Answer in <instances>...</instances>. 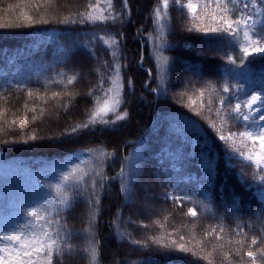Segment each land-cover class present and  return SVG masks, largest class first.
Listing matches in <instances>:
<instances>
[{
	"label": "trees",
	"instance_id": "trees-1",
	"mask_svg": "<svg viewBox=\"0 0 264 264\" xmlns=\"http://www.w3.org/2000/svg\"><path fill=\"white\" fill-rule=\"evenodd\" d=\"M169 1L164 8L162 0H112L111 7L107 0H0V235L31 221L22 239L53 237L52 264H264V204L255 194L264 170L239 156L226 169V147L216 139L244 130L230 112L217 114L223 84L235 83L223 75L228 57L237 65L243 59L237 33L204 31L213 26V12L224 27L212 4L192 14ZM97 8L109 21L94 15ZM66 16L77 23L61 22ZM244 63L248 78L258 79L264 60ZM117 80L120 114L128 117L108 126L97 117L89 129L66 135L110 101ZM186 121L198 122L196 139L207 140L219 156L216 189L201 187L207 181L195 160L172 187L159 171L161 161L168 166V149L191 150L173 133ZM70 163L79 167L70 170ZM60 170L68 172L60 193L40 186H54ZM118 174L127 182L114 179ZM189 174L199 179L184 183ZM122 184L131 192H121ZM166 192L191 199L161 198ZM36 201L42 204L36 218L26 217L25 206ZM135 241L146 247L129 243ZM15 244L0 241V248ZM34 259L48 264L44 255Z\"/></svg>",
	"mask_w": 264,
	"mask_h": 264
},
{
	"label": "snow or ice",
	"instance_id": "snow-or-ice-1",
	"mask_svg": "<svg viewBox=\"0 0 264 264\" xmlns=\"http://www.w3.org/2000/svg\"><path fill=\"white\" fill-rule=\"evenodd\" d=\"M178 2V0H177ZM235 2V0H234ZM107 3L109 7L112 5V0H107ZM125 5L127 4V0H124ZM217 4H220V0H216ZM261 3H264V0H261ZM165 6L168 5V0H164ZM256 5L253 3V7ZM91 8V5H89ZM188 7L192 10V13H196V6L189 3ZM224 5H221V8H223ZM248 5L244 4V8L247 9ZM96 11H99L100 9H93ZM207 10V8H205ZM30 23H48L47 20H39V21H33L31 17H27ZM89 20H92V17L89 15ZM100 21L102 23L109 21V17L101 14L99 17ZM118 17L115 15L111 16V20L115 21ZM213 26L211 28L204 29L205 32H211V33H217L222 32L225 35H229L233 38H235L236 33L240 30L241 27L245 29L244 35L246 37L249 36V33L247 29L249 28L248 20L251 19L250 16H247L246 13H241V18L236 20H229L224 18L223 16L220 17L219 23L222 24L223 28L217 27V16L215 12H213L212 17ZM66 24H74L77 23V21L72 20L70 17H64L63 21H61ZM94 22V21H93ZM256 21H253V31L255 32V38H249V46L243 48V59L239 65L236 64V61L229 56L227 60V64L231 65L230 67H226L224 69V78L227 81L228 77H231L235 83L229 84L225 82L221 88V92L223 95L220 96L218 100V110L217 114H219V111L223 110L225 111V115H227L229 112L232 114L234 119L239 120L241 122V126L244 130L239 131V133L236 132H229L227 135H219L216 137L217 140L222 142L225 147L226 151L224 154V160H225V167L228 170H232L234 168V165L231 164V160L234 158V156H239L246 158L248 161H253L254 155L251 153V150L249 151V154L245 156V153L243 151H240L237 148L232 147L230 150L229 148V141H232L234 144L233 137L239 135L241 138H247L252 142L253 145L256 144L257 141L260 142V146L262 149H264V68H261L258 79L253 81L251 78H248L249 75V69H247L244 61L247 60V63L253 64L256 60H264V44H260L261 40H264V32L256 31L255 25ZM235 26V27H234ZM79 43V41H77ZM88 41H84V44L87 45ZM60 52H64L65 50L63 48L59 49ZM248 57H251V60H248ZM142 63V61H141ZM119 68V65H116V69ZM151 70H149L150 72ZM241 77L246 78V84L247 88L245 87V83L241 82ZM71 82V81H70ZM103 81H101V84ZM98 85L97 87H99ZM11 87V85H9ZM129 88L130 90L134 91L132 89L131 81H129ZM259 89V90H257ZM111 91V89H109ZM153 92H156L157 94H160L162 89H152ZM29 96H32V91L28 92ZM89 96L92 95V93H88ZM108 93H105V96L107 97ZM53 96H59V93H54ZM246 97V99H245ZM233 101H235V104L233 106ZM120 100H112L111 102L109 99H104L103 106L98 108L97 111L93 114V117L89 120V122L81 123L75 127H72L70 129V132H67L66 135L75 134L78 131L89 129L94 124L97 123L96 118L99 117V123L104 126H108L111 122L112 125H115L119 121H123L128 117L127 111H124L123 114H120V106H121ZM194 103V102H193ZM242 104L244 108L247 109V114H245L244 111H242ZM35 111V109H33ZM110 114L114 115V119L111 121L109 119H105V117H108ZM199 115V113H197ZM26 119V117H25ZM35 119V117H34ZM15 124L16 122L13 121ZM198 122L196 121H186L184 124L177 126L173 129L174 135L180 137L182 139L183 144L190 145V149L187 152L185 151L184 147L178 146L175 148V150L168 149L165 153L167 157L168 166L165 167L163 165V161H161V168L159 169L160 172H162L165 176V183L168 184L169 187H172L175 182V176L176 174H179L184 171V165L186 162H191L192 160L196 161V166L200 170L201 175L206 178V185H201V187H207L210 190L216 189L215 185V178L218 175V160L219 156L218 154L214 153V146L210 144L207 140L200 138L196 139L197 133L195 132V126ZM210 127L215 128V125L212 124ZM92 130H95L93 128ZM35 139V137H33ZM244 141L242 140L241 143ZM262 161H264V154L256 155L255 156V165L257 168H260L261 170H264V167H262ZM67 168L75 169L79 167V164L70 163L66 166ZM123 169H121V173H123ZM114 179L117 180H124L127 182L128 178L122 176L121 174H118ZM199 177L195 176L194 174H189L187 176L183 177V182L188 183L190 181H197ZM68 180V172L64 170H60L58 172V182L53 186L52 184H44L43 182L39 181L40 186L44 188H55V191L57 193H60L62 191L61 183ZM261 180H264V177H261ZM79 183V181H77ZM142 187H144L142 185ZM129 191L131 192V189H126L125 186L122 184L120 187V191ZM147 191V188L144 189ZM219 195L223 196L224 191L223 187H221L219 190ZM207 195V193H205ZM256 195L260 198V201L262 204H264V187L260 188V190L256 193ZM163 199H169V200H176V201H183L184 199H191V197H185L180 194L175 195H169L167 192L162 194ZM57 204H59L61 201L57 199ZM91 203L98 204V200H92ZM42 206L40 201H36L34 205L32 206H25L24 208V215L26 217H32L33 219L37 216V207ZM57 215L59 212L57 211ZM189 214L192 217L197 216V211L195 208L189 209ZM49 223H52L53 221H48ZM32 222L27 221L23 226L20 224L15 225V229L12 232H9L7 229H4L2 232V235H0V241L7 240L9 242H16L15 246L12 248H9L7 246L0 248V264H35V257L44 255L48 258V264H52L51 256H52V250L53 245L55 244V239L51 236L48 237L47 240H35L34 239V233L31 234L33 237L32 242H28L22 239L24 236L23 229L30 228ZM18 230V231H17ZM56 235L58 236L59 233L57 232ZM117 239H119L118 234ZM48 240H51L52 242L49 243ZM134 243L136 245H140L139 241L135 242H129ZM253 244L256 243V240L253 239ZM141 247H146V245H140ZM180 252H186L187 250L184 249L183 245H181ZM58 256L65 255L62 252H57ZM67 255L71 257L72 255V249L69 248ZM248 257H252L253 261L255 260V253L253 251L247 252ZM147 264H159V262L155 259H150L147 261Z\"/></svg>",
	"mask_w": 264,
	"mask_h": 264
},
{
	"label": "rangeland",
	"instance_id": "rangeland-1",
	"mask_svg": "<svg viewBox=\"0 0 264 264\" xmlns=\"http://www.w3.org/2000/svg\"><path fill=\"white\" fill-rule=\"evenodd\" d=\"M162 2L164 8H167L170 3V1L168 0V5L165 6L164 0H162ZM178 2L181 6L186 8L190 13H192V10L188 7L189 3L196 6V12L199 10L201 6L205 7L209 4H212V6L216 8V11L220 17L223 16L224 18L229 20H236L241 18L242 12L246 13L247 16H250L251 19L248 20L249 28L247 29L249 36L246 37L244 35L245 29L243 27H241L240 30L237 32L238 44L242 51L244 47L249 46V38H255V32L253 31V21L257 22L255 25L256 30L260 29L264 25V4L261 3V0H235V2L234 0H220V4H217L216 0H178ZM253 3L256 5L255 7H253ZM244 4L248 5L247 9L244 8ZM221 5H224V7L221 8ZM99 9H100L99 11H94V15L96 17H100L101 14L104 15L105 9L102 8ZM240 79L242 82V78ZM245 87L247 88L246 83H245ZM111 93L113 94L110 99V102L112 100H120V86L118 80L115 82V87L113 88ZM242 111H244L245 114H247V109L244 108L243 104H242ZM228 133L229 132H227V134ZM233 140H234V144L232 141L228 142L230 146H233L234 148L243 151L245 153V156L249 154L250 150L251 153L254 155L253 161H248L246 158L239 157L245 162L255 165V156L264 154V149L261 148L259 141H257L256 144L253 145L250 140H248L247 138H241L239 135L233 137ZM242 140L244 141L243 143H241ZM262 167H264V161H262ZM262 187H264V183L261 187H256L255 194ZM169 194L171 195V192Z\"/></svg>",
	"mask_w": 264,
	"mask_h": 264
}]
</instances>
